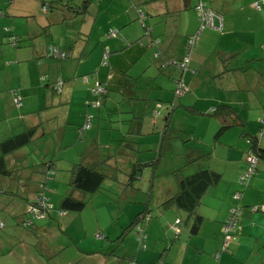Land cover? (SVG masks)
Here are the masks:
<instances>
[{
  "label": "crops",
  "instance_id": "crops-1",
  "mask_svg": "<svg viewBox=\"0 0 264 264\" xmlns=\"http://www.w3.org/2000/svg\"><path fill=\"white\" fill-rule=\"evenodd\" d=\"M68 1L72 5H78L81 0ZM91 1L86 4L83 14L72 13L63 8L59 9L61 14L50 16L47 15V10L42 9L40 0H0V141L37 126L35 129L37 137L25 146L32 145L33 149H43L44 156L48 154L54 156L52 152L56 150L60 160L58 163L64 164V168L67 169L70 161L91 147L96 148V151L86 156L85 162L95 164L99 159L103 160L97 151L100 145L99 131L103 130L105 138L103 144L108 147H111V141L118 140V137L112 136L114 131L117 134L121 133L122 138L119 140H129L137 149L136 155H133L132 151L129 152L131 159L143 163L152 160L150 155L153 152L155 154L159 142L164 144L165 139L164 129H161L158 137L150 135L152 133L150 130L156 126L161 113L154 111L155 100L165 98L173 102L172 107L176 104L193 111L195 117H206L207 126L210 123L209 130L211 132L215 130L213 138L218 128L217 120L211 115L215 106L227 104L235 109L239 117L241 116L240 109L246 102L244 92L258 84V78L264 77V0H212L211 7L221 15V29L204 28L199 33L184 70H178L174 64L167 67L162 63L168 62L166 64L169 65L182 57L186 36L194 32L196 27L193 9L196 0H193V3L192 0H123L126 3L124 9L118 8L115 0L102 5L103 11L108 15L106 22L107 18L109 19L107 24H104L105 27L94 25V21L87 22L86 14L92 17L97 15L93 12L97 3L92 5ZM140 13L147 17V19L144 17L147 21L145 24L151 25V35L159 38L157 44H144L147 38L141 37L142 27L137 21V14ZM112 26L116 29L111 28ZM109 27L114 30L106 35ZM9 37L15 38V44L8 43ZM50 46L57 48L65 56L63 58L52 56ZM105 58L106 63L103 62ZM82 64L88 65L86 70H79L78 67ZM90 64L93 65L92 69ZM90 72L95 74L98 80L93 81V84L102 82L106 86L101 103L94 106L91 102L96 108H88L92 98L88 85L92 79L89 78L85 84L80 79L82 74ZM247 72L249 77H246ZM57 80H61L59 89H56ZM175 80L182 81L178 88L184 84L187 85V89L174 104L172 91ZM202 84L205 86L200 89ZM140 85L142 88L148 85L149 91L160 89L165 96L151 95L150 92L141 93L138 91ZM199 89L202 97L197 93ZM259 90H262L261 95L255 98L258 108L254 109L258 118L264 111V85H261ZM15 96L20 102L18 106L13 102ZM200 98L204 101L201 106ZM249 102L250 99L247 100L248 105ZM174 111L173 108L164 114L167 116V119H164L166 120L164 126L168 125ZM90 112H94L93 118L97 116V120L94 123L90 122V126L82 128L86 115ZM110 118L117 121L119 126L111 125V120H108V124L105 122L100 125V121ZM208 118H213L212 125ZM121 123H126L124 129L120 127ZM238 126L226 129L220 137L222 141L219 145H224L221 147L226 149L225 161L232 162L234 172L240 173L244 152L248 150V153H252L250 144H247V148L244 141L246 139L249 142V137L243 133L244 130L238 131ZM223 141L229 144L226 145ZM25 146L6 156L9 167L17 169L30 165L27 164L30 158L24 162L28 152H31L22 150ZM215 149L213 147V152ZM141 152H148L147 157L139 156ZM190 155L191 161L199 157L196 156L197 153L192 155L191 152ZM228 158L230 160H227ZM207 168L220 175L214 185L208 186L216 187L226 168L222 171H217L210 165ZM261 169H264V166H261ZM169 170L172 173L175 169L170 166ZM241 175H238V178ZM50 180H56L57 183L61 180L67 182L65 174L56 177L55 172ZM229 182L227 192L231 188V181ZM47 186L50 189L49 184ZM64 190L65 193L61 194ZM55 191L60 192V198L69 194L81 199L85 194L70 186L65 189L56 186ZM231 205L230 202H226L225 209L220 208L210 220L214 225L211 226L212 231L219 232V235L227 208ZM81 210L69 211L80 213ZM3 211L9 214L8 211ZM250 215L247 210L242 212V216ZM116 216L120 214L116 213ZM129 216L130 222L134 212ZM3 217L8 216L0 214V221L3 224L0 229L5 226ZM254 218L258 220L257 225L252 222ZM20 221L21 218L18 223ZM204 221L206 220L202 216L196 233L188 232L190 236L188 241H180L184 260L199 256L196 262H188L189 264L198 262L214 264L213 256L199 255L203 251L198 249L197 243L194 242V250L191 246L193 244L191 236L199 234ZM18 223L17 225L25 227L21 222ZM260 229L264 231V215H254L251 220L239 222L238 234L248 236L252 230L258 232ZM249 237H252V234ZM15 238L0 232V257L4 252H8L17 260L25 259L24 256L18 257L13 251L14 246L22 244L20 240L15 241ZM216 238L220 239L218 235ZM259 241V237H253L257 250L263 251V248L258 246ZM175 243L172 239L170 243L164 244L162 253L160 251L157 257L154 253L148 252L138 259V254L130 257L131 255L123 250L120 263L126 264L127 258L132 260V264L158 263ZM150 251L153 252L154 249ZM96 264L105 263L98 260Z\"/></svg>",
  "mask_w": 264,
  "mask_h": 264
},
{
  "label": "rangeland",
  "instance_id": "rangeland-1",
  "mask_svg": "<svg viewBox=\"0 0 264 264\" xmlns=\"http://www.w3.org/2000/svg\"><path fill=\"white\" fill-rule=\"evenodd\" d=\"M73 1L78 2L79 0ZM114 1L115 0H92V5L97 3L96 8L93 9V12L95 14L97 13V15L92 17L86 14L85 18L87 22L92 23V21H94V25L97 26H102L105 23L107 24L109 19L107 18V22L105 19L108 15L103 11L102 5ZM115 4L121 9H124L126 6L123 0H117ZM60 12L61 10L59 9H53L47 11V15L54 16L56 14H61ZM63 12H65V10H63ZM137 17V21L142 27L141 37L147 38L144 44H157L159 38L152 36L151 25L145 24L147 22V17L144 16L146 19H142L139 14H137ZM17 19L20 18L17 17ZM111 28L116 29L115 26ZM108 29L106 35H108L109 31L114 30L110 29V27ZM103 62L106 63L107 59L105 58ZM166 63H162L163 66L168 67L172 65V63L169 65ZM87 66V64H82L79 65L78 68L79 70H86ZM92 68L93 65L90 64V69ZM177 69L180 70L178 67ZM246 77H249L248 72L246 73ZM89 78L92 79V82L88 85V91L92 98L89 101L88 108H96L91 105L92 100H94L91 88L95 85L93 81L98 80L92 72L80 76L84 84L87 83L86 81L89 80ZM181 83V80L179 82L177 80L174 81V88L172 91L173 98L175 99L173 100L174 104L177 102V98L187 89V85L185 86L184 84L178 88ZM257 83L258 84L254 85L250 90L247 89V91L244 92L246 102L243 108L240 109L242 125H239L237 130H244L243 133H245L246 137H251L253 135L257 138L259 137L261 145L264 147V134L261 135L264 129V120H262L264 111L261 113L260 118H258L254 110L258 108L255 98L257 95H261L262 90H259V88L261 85H264V77L258 78ZM99 85L103 89H106L105 83L100 82ZM204 86L205 85L202 84L199 88L201 89ZM138 87V91L141 93L150 92L151 95L164 94L165 96V93L160 89H151L149 91L147 90L148 85L143 88L142 85ZM200 89L197 93H200L199 95L201 96L203 94ZM249 99L250 102L248 105L247 100ZM193 101H195V98ZM171 102V100H166L165 98L154 101V111L157 110L161 113L158 117L156 126L150 130L152 132L150 135L158 137V133H160L161 129H164V144H160L159 142L155 154L153 152V154L150 155L152 157L151 159L157 157L156 162H154L153 166H144L137 179L130 182H128L127 179L130 171L129 169L133 162L129 156V150L132 151L133 155H136L137 149L134 145L131 146L132 144L127 143L126 139H124V141L122 139L119 140L122 138L121 133L117 134L113 131L112 136L118 137L119 141H111L112 145L108 147L106 144H103L105 140L104 132L100 130V145L97 151L103 159H106L108 165L111 167L115 166L116 169L113 170L109 166L100 165L104 170H109V173L113 176L104 178L97 192L84 194L81 198L84 201V207L80 213L69 210L60 212L57 210L61 195L60 192L55 191V188L57 186L65 189L68 188V185H66L67 182H65V180H61L59 181L60 183H57L56 180L51 181L50 179L47 181L50 189L48 188L45 190V196L48 197L50 200L49 202H52L53 205L46 209V212H51L50 216L45 218L39 216L34 219L31 227L26 228L17 225L21 218V210L19 208H17L14 214L4 213L0 210V214L8 216L2 218L5 226L0 229V232L16 237L15 241L20 240V242H22L21 245L14 246L13 251L15 254H18V257H25L24 260H17L11 253L4 252L0 257L1 264H67V262L71 264H96L98 260L105 264H121L120 259L123 256V250L129 253L131 255L130 257H135L138 254V259L141 256L144 257L148 252L154 253L155 257H157L163 245L170 243L172 239L176 243L172 245L170 251L163 255L158 263L151 262L148 264H168L169 262L170 264H189L188 262H196L199 256H197V258L192 257L191 259L190 257L184 260L181 254L182 243L180 241H188L190 237L188 235V227L191 219L186 220V213L177 210L172 204L164 205L163 202L176 190V180L174 174L169 172L170 166L174 167L176 170L181 168V174L187 175L196 169L209 167V165L217 171H222V169L225 168L226 170L222 173V178L216 187L207 188L201 197L200 204L195 209L206 221H204L201 226L199 234L194 237L191 236L194 244L191 245L192 250H194L195 243H197L200 247H198V249H202L203 251V253H199V255L207 257L213 256L214 264L264 263V251L257 250V245H254L253 237L238 234L234 239L224 244V234L222 231L220 235L219 232L215 230L212 231L211 226L214 227V225L210 221L220 208L225 209L226 202L232 204L227 208V212L235 206L242 207V204L255 206L263 203L264 169H261V166H264V164L258 160L255 165L256 173L254 172V174L248 178V181L245 180L243 183H239L238 175L245 174L248 167L247 157L250 155L248 150L244 152L243 162L241 161L243 165L240 169V173L234 172V168L231 165L232 162L225 161L226 149L221 147L224 145H219V142L222 141V138H220L222 134L218 139H214L213 133L215 130H213V132L209 130L210 123L207 126V123H205L206 117H195L196 115L193 111H189L176 104L172 107L173 102ZM199 103L200 106L204 104L202 98L199 99ZM173 108L175 110L174 114L173 116L171 115L168 125L164 126L166 120L164 121L163 116L167 111L170 112ZM88 114L92 116L91 123H94L97 120V116L93 118L94 112ZM154 116H156V114ZM108 120L112 121L111 125L119 126V123L112 118L100 121V125L105 122L108 124ZM208 120L212 125L213 118H208ZM125 125L126 123H121L120 127L124 129L126 127ZM244 141L247 147L249 142H247L246 139H244ZM223 143L226 145L229 144V142L226 141H223ZM114 145L116 146L114 147ZM28 146L29 147L25 146L22 149L31 151L28 152V157L24 162L30 158L27 164H33L52 157L54 159V172L56 173V177L57 175L65 174L67 179V169L70 163L75 160L77 161L76 157L74 160L70 161L66 169L64 168V164L58 163L60 160L56 150L52 152L54 156L51 154L44 156L43 149H33L32 145ZM241 146L244 149L242 143ZM213 147L216 148L215 152H213ZM220 147L221 150L219 149ZM60 152L63 154V150ZM191 152L192 155L197 153L196 156L199 155L201 158L192 162ZM147 153L148 152H141L138 155L147 157ZM227 160H230V158ZM229 180L231 181V188L227 192L226 187L230 183ZM5 183L6 177H2V179H0V187L2 189L5 188ZM234 192L238 193V199L232 198L231 194ZM64 193L65 190L61 192V194ZM8 197L10 199L8 207H13L12 209L14 210L17 201L13 196L8 195ZM0 199L9 201L8 198L0 197ZM211 207H214V209ZM244 209H248V207ZM141 210H144L140 225L145 236V248L141 246L138 247L137 235L134 232L133 226L123 235L121 240L117 242L114 241L113 239L120 232L121 228L129 223V215L133 212L135 214L137 211ZM259 210H261V207ZM116 213H119L120 216H116ZM254 215L259 216L263 214L260 211L253 212L249 217L242 216L240 221L251 220ZM257 221L258 220L254 218L252 222L256 223L254 225H257ZM216 235H218L220 239H217ZM108 236L110 241L107 239ZM164 238L168 240L165 241ZM152 249H154L153 252L150 251ZM160 253H162V251ZM207 257L202 258L207 259ZM224 257L226 258L223 259Z\"/></svg>",
  "mask_w": 264,
  "mask_h": 264
},
{
  "label": "trees",
  "instance_id": "trees-1",
  "mask_svg": "<svg viewBox=\"0 0 264 264\" xmlns=\"http://www.w3.org/2000/svg\"><path fill=\"white\" fill-rule=\"evenodd\" d=\"M40 1H41V7H44V9L47 11H50L53 9L65 8L66 11L77 13V14H83L85 11L86 4L88 3L89 0H81L78 5H72L70 1L68 0H40ZM211 1L209 2V6L211 9H213L211 7ZM195 20H196V27H195V30H196L197 25H198V22L196 19V13H195ZM13 44H15V38H14ZM63 57H60V58H63ZM58 82L59 81L57 80L56 85L58 84ZM96 85L100 87L99 84H95L93 86L95 87ZM102 90L103 91L101 92L94 93V91H92V88H91V92L94 97V100H92V105H94V103L96 102H98V104L101 103L102 97L106 93L105 89L102 88ZM87 115H90V114H87ZM211 115L218 122V128L214 134V138H217L226 129H229L230 127L235 126V125H241L242 123L240 117L236 114L235 109L227 104H218L217 106H215ZM91 119L89 120V126H90ZM164 119H167L166 115L164 116ZM35 129H37V126L26 129L18 134L12 135L0 141V178L6 177L5 188L2 189L0 187V197L8 198L9 200V201H5V200L0 199V210L2 212H4L3 210H6L9 212V214H14L15 213L14 211H16L17 208H19L21 210V215H20L21 221L20 222L22 225H24L27 228L31 227L32 225H30V223L33 224L34 219L39 217L35 213L31 214V212L28 209L29 206L30 207L35 206L37 208H40L41 210L40 213L41 214L44 213L43 214L44 216L40 215L42 218L49 216V212H46V209L49 208L48 204L50 206H53L52 202L50 203L49 202L50 200L48 199V197L45 196V190L48 189L47 181L49 179H52V175L54 173V165H55L54 159L50 157V159L48 158L46 160H40L37 163H33L27 166H21L20 168L15 169L7 165L6 156L9 153L15 151L16 149L29 144L33 139H35L37 137L35 135V131H36ZM263 132H264V129L262 130L261 134H263ZM248 140L250 144V152L254 154V156L256 157V161L259 159L264 162V147H262L259 141V138L253 135L249 137ZM127 143L131 144L129 140H127ZM95 151H96V148L91 147L87 149L86 152L81 153L77 157V161L75 160L70 163L69 168L67 169L68 171L67 185L68 186L74 189H77L83 193H95L100 189V184L104 178L113 176L111 173H109V170L106 171L100 166V165H105V166H109L113 170L116 169L115 166L111 167L110 165H108L106 163L107 162L106 159H103V160L99 159L95 164H89L85 162L86 156L90 155L91 153ZM129 152H131V150H129ZM199 158H201V156H199L192 162L196 161ZM156 159L157 157H155L154 159L150 161L143 162V163L141 161L133 160L132 166L129 169L130 171L128 173V178H127L128 182L137 179V177L140 175V172L144 166H147V165L153 166L154 162H156ZM180 169L181 168H179L178 170L175 169L176 171L175 170L172 171V173L175 176L177 188L175 192L173 193V195L167 198L163 202V204L164 205L172 204L176 208L186 213V220L191 219L190 225L188 227V232L190 234H194L196 233L198 226L200 222L202 221V216L199 213H197L195 209L200 204L201 197L204 194L207 187L214 185L215 182L219 179L220 175L219 173H216L208 169L207 167L196 169L195 171L187 175H182L180 172ZM255 171H256V168H255ZM24 172H26L27 175H24L25 174ZM30 191L31 193H29ZM8 195L13 196L17 201L16 206H14V210L12 209L13 207L12 208L8 207V204L10 203V199ZM233 199H238V198H233ZM39 200H42L41 203ZM23 207H24V210H23ZM83 207H84V201L82 199H76L72 197L71 195L67 194V195L62 196L59 199V205L57 207V210L60 212H64L68 210L79 211ZM236 207L239 209L240 213L237 214L236 216L235 228L229 232L232 236H234V238L236 237V235H238L239 222L242 216V212L244 210H247L250 213L260 211L264 215V201L261 205H255V206L243 205L242 207L235 206L234 208ZM246 207H248V209H244ZM260 207H261V210H259ZM9 210H12V211H9ZM143 213H144V210H141V211H138L136 214H134L133 218L128 223V225L124 226L119 232V234L114 238V241L117 242L121 240L123 238V235L131 229V226L134 227L135 234H136V230H135L136 225H139V228L142 231L140 223L143 218ZM227 215H228V212L225 215L224 219L227 217ZM0 223L2 226L3 225L2 221H0ZM223 223H224V220L222 222V226H223ZM251 232L252 233L249 232V235L252 234V237L260 238L258 246L262 247L264 251V231L260 229V231L258 232L253 231V230ZM222 233H223V230H222ZM144 240H145V236L142 238L141 244H139L138 242V247L139 246H141L142 248L145 247ZM164 249H166V247ZM131 262L132 260L130 258L126 259V264H132Z\"/></svg>",
  "mask_w": 264,
  "mask_h": 264
},
{
  "label": "built area",
  "instance_id": "built-area-1",
  "mask_svg": "<svg viewBox=\"0 0 264 264\" xmlns=\"http://www.w3.org/2000/svg\"><path fill=\"white\" fill-rule=\"evenodd\" d=\"M210 1L211 0H196L195 1L193 9L196 13V19L198 22L197 28H196V30H194V32H192L186 36L185 43L183 46V54H182V57L180 58V60L172 62V64H174L176 67H178L181 70H184L187 67V64L189 61V56L192 52L194 45L197 42L199 33L204 28H211L214 30H220L221 29V25H222L221 15L210 8V6H209ZM42 9H44V7H42ZM139 16L142 19H144L143 14L140 13ZM8 43L13 44L14 38L9 37ZM50 52H51V55L56 57V58H60V57L64 56V53L60 52L57 48L52 47V46H50ZM60 83H61V81L59 80L58 84L56 85L57 89H59ZM92 91H94V93L95 92L98 93V92H101L103 90L101 87L96 85L95 87L92 88ZM13 101L16 105H19V103H20L17 96L14 97ZM94 105H98V102L94 103ZM90 117H91V115L86 116L84 124L82 125V128H86L89 125ZM262 120H264V115H263ZM247 162H248V167L246 169V173L242 174L238 178L239 183H243V181L248 180L249 176H251L255 171L256 157L254 156V154L248 155ZM237 196H238V193H236V192H234L232 194V198H237ZM39 201L41 203L42 200H39ZM48 206L50 207L49 204H48ZM28 209L31 212V214L35 213L37 216L43 215L40 213L41 212L40 208H37L35 206H33V207L29 206ZM239 213H240V211L237 207L232 208L228 212L227 217L224 219V223L222 226V230H223V234H224V237H223L224 238L223 239L224 244L226 242H228L229 240L234 238V236H232L229 232L235 228V219H236L237 214H239ZM0 226H1V223H0ZM135 230H136L137 240H138L139 244H141V240L144 237V235H143L142 231L140 230L139 225L135 226Z\"/></svg>",
  "mask_w": 264,
  "mask_h": 264
},
{
  "label": "clouds",
  "instance_id": "clouds-1",
  "mask_svg": "<svg viewBox=\"0 0 264 264\" xmlns=\"http://www.w3.org/2000/svg\"><path fill=\"white\" fill-rule=\"evenodd\" d=\"M255 172V171H254Z\"/></svg>",
  "mask_w": 264,
  "mask_h": 264
}]
</instances>
